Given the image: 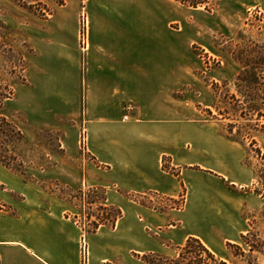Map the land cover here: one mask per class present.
<instances>
[{"label":"crops","instance_id":"1","mask_svg":"<svg viewBox=\"0 0 264 264\" xmlns=\"http://www.w3.org/2000/svg\"><path fill=\"white\" fill-rule=\"evenodd\" d=\"M172 4L87 0L85 36L80 13L62 16L55 31L39 26L44 34L37 39L29 32L28 41L44 60L42 76L28 92V119L38 129L65 134V155H49L55 168H31L32 175L75 190L106 188L108 204L124 213L115 229L103 226L87 238L86 264H145L134 254L150 252L172 256L150 230L176 246L195 236L222 248L234 235L219 221L226 205L218 200L227 198L228 185L253 183L243 146L223 135L194 97H180L193 88L202 103L205 82L203 62L193 49L194 28L175 27L179 16ZM86 154L96 161L85 160ZM164 158L182 169L180 177L163 170ZM79 159L82 167L73 163ZM1 173L0 180L13 186ZM182 182L188 194L181 211L159 213L120 193L177 199ZM67 212L29 206L19 217H0V264H83V230L65 217ZM188 213L191 220L183 222ZM180 221L186 226L178 227Z\"/></svg>","mask_w":264,"mask_h":264},{"label":"rangeland","instance_id":"2","mask_svg":"<svg viewBox=\"0 0 264 264\" xmlns=\"http://www.w3.org/2000/svg\"><path fill=\"white\" fill-rule=\"evenodd\" d=\"M28 1L42 2L50 7L54 11V16L50 18L51 23L32 16L28 11L16 5L13 0H0V19L16 32L9 36V40L23 52H26L22 46L23 36H25L26 40H29V32H31L33 40L39 38L41 33L44 34L43 29L39 26L55 31V26L59 25L62 16L70 17L80 13L82 18H86L85 1L87 0H63L65 2L64 6L59 5L60 0ZM172 6L178 10L179 16V23L175 27L183 29L184 25L189 24L194 28L196 43L193 45V49L201 62H203V70L200 72V77L205 82V89L202 91V103L199 102L197 90L193 88L181 93L180 97L190 95L199 103V108L212 109L217 114V111L214 109L217 99L211 88V83H219L223 88L227 84L228 86L222 92L223 95L235 94L236 79L242 72V67L235 61L231 53L234 52L237 55L242 47L251 46L252 44H256L257 46L264 44V0H221L212 12H207L203 8H187L176 2ZM202 35H206V40L201 39ZM195 47H199L203 52H197ZM199 53L207 56V59L199 56ZM36 56H27L30 65L28 76L31 84L24 85L17 80H12V86L16 95L14 99L7 101L3 110V115L14 121L26 137L29 146L19 149L18 152L21 154L22 159L30 166L46 165L49 163V155L53 154L52 150L56 146L55 137L46 133L43 134L39 142L37 135L38 127L33 125L27 116L28 92L34 87V82L39 81L42 76L41 62L44 60V56ZM218 61L221 62V65L216 67ZM207 62L211 68H208ZM220 107L223 109L226 106L223 104ZM205 116L212 122L216 121L207 114ZM58 119L65 125L70 124V120L67 118L59 117ZM236 121L240 124V129L242 127V133L238 134V129H236L234 130V134L230 136V139L243 146L245 152L244 164L251 170L253 183L247 187L228 185L227 198L217 200L226 205V209L223 212H219V221H223L224 228L234 235V237H231L230 242L242 244L241 235L247 234L252 229L251 225L264 238V199L259 194V192L264 191V187L258 183L256 174L261 168V162L254 154L249 153V141L243 140V137L249 133V136L254 137L260 147L264 148V135L250 129L248 125L254 122H247L240 118H237ZM236 121H233V123ZM216 122L220 125L221 133L225 136L228 135L227 125L232 123L231 120ZM85 160L91 161L89 155H85ZM73 163L82 167L83 159L73 161ZM1 172L10 176L14 185L7 186L0 180V217H12L14 213L19 217L20 211L26 213L29 206L52 207L56 212L63 213L69 210L72 214L76 213L74 208L67 209L66 206L57 203L44 193L42 189V182L44 180L38 178V182L34 181L33 178L35 177L32 175L33 171L31 168L27 169L28 176L26 179L20 175L13 174L11 171H9L10 173L7 172L0 165ZM26 183L29 185L26 186ZM83 189L88 190V188ZM27 196H30L32 199L27 200ZM146 203L150 202L146 200ZM154 204L158 207L172 205L171 203H162L159 200H154ZM182 215V213L178 212V219ZM190 220V213L182 218L183 222L189 223ZM183 222H177L178 227L183 228L186 226ZM220 228L221 233L224 234L225 229L223 227ZM204 233L206 235L207 231ZM150 234L163 245L176 246L171 242L162 240L157 231L150 230ZM86 240L87 238L84 237L83 233L82 251L84 259L87 256ZM206 244L219 257L234 264H241L233 258L226 246L221 248L210 242H206ZM169 250L170 254L174 257L176 255L174 249L169 247Z\"/></svg>","mask_w":264,"mask_h":264},{"label":"trees","instance_id":"3","mask_svg":"<svg viewBox=\"0 0 264 264\" xmlns=\"http://www.w3.org/2000/svg\"><path fill=\"white\" fill-rule=\"evenodd\" d=\"M16 5L28 11L32 16L42 20H50L54 16V11L46 4L38 1L28 0H13ZM181 4L187 8L200 9L203 8L207 12H212L221 0H170ZM60 6H64L65 2L60 0ZM261 21V20H260ZM87 29V19L82 18V35L85 36ZM16 33L4 21L0 19V165L16 175L27 178V169L35 168L40 170H50L55 168L56 164L51 160L46 165H28L18 152L23 147H28L26 137L21 128L10 118L3 115V110L7 101L14 99L16 93L12 86V80H17L24 85H30L29 69L30 65L27 56H36L37 52L33 45L25 39L22 41V46L26 50L23 52L17 48L14 43L9 40V36ZM197 52H203L199 47H195ZM231 55L237 63L242 67V72L238 75L235 83V94L223 95L224 88L219 83L212 82L211 88L217 99L214 109H200L203 113L209 115L216 121L231 120V124L227 125L228 135L234 134V130L238 129V134L242 133V127L236 121L237 118L247 122H254L248 125L251 130H255L264 135V44L257 46L242 47L237 55L232 52ZM199 56L207 59V56L199 53ZM208 68L210 64L206 63ZM221 62H217L216 67L220 66ZM225 108H221V105ZM229 116V118H228ZM232 117V118H231ZM233 121H236L233 123ZM28 123V121H26ZM239 126V127H238ZM54 136L56 146L52 150L55 154L65 155L62 141L65 134L61 131L38 129L37 135L40 139L43 134ZM247 133L243 140L249 141V153L261 162V168L256 173L258 183L264 187V148L260 147L254 137H250ZM231 140V139H230ZM233 141V140H232ZM85 135L83 133V148L85 149ZM91 158V157H90ZM91 161H96L91 158ZM99 167H102L96 162ZM192 170L204 171L200 167H192ZM163 170L171 173L176 177L181 176L182 169L174 168L168 164L167 158L163 161ZM38 182V179L33 178ZM42 189L49 195L57 197L67 203L70 207L76 210L75 214L67 212L65 217L73 220L83 230L84 237L88 238L96 234L103 226L116 228L117 222L123 218L122 209L108 204L107 189L102 187H94L75 190L64 185L59 181H44ZM182 192L179 198H170L161 196L157 193H149L145 195L120 191V193L142 206L155 210L159 213H166L169 210H183L187 202V188L182 182ZM264 199V191L259 192ZM146 200L150 203H146ZM154 200H159L162 203H171V206L165 205L158 207L154 204ZM12 217H18L16 213ZM177 225V224H176ZM251 230L247 234H242V244L228 242L227 249L231 252L233 258L241 264H264V238L251 225ZM166 246L172 247L176 255L167 256L160 253H144L134 254V256L145 264H234L219 257L211 248H209L200 238L190 236L183 246ZM84 259V264H86Z\"/></svg>","mask_w":264,"mask_h":264},{"label":"built area","instance_id":"4","mask_svg":"<svg viewBox=\"0 0 264 264\" xmlns=\"http://www.w3.org/2000/svg\"><path fill=\"white\" fill-rule=\"evenodd\" d=\"M125 119H128V117H125Z\"/></svg>","mask_w":264,"mask_h":264}]
</instances>
